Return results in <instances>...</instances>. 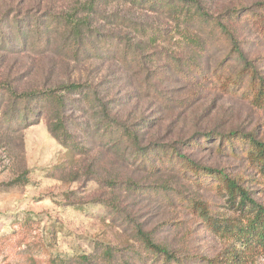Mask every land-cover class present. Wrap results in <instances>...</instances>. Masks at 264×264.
Listing matches in <instances>:
<instances>
[{"label":"rangeland","instance_id":"1","mask_svg":"<svg viewBox=\"0 0 264 264\" xmlns=\"http://www.w3.org/2000/svg\"><path fill=\"white\" fill-rule=\"evenodd\" d=\"M198 1L211 17L236 28L244 42L240 46L264 78V36L250 24L264 18V0ZM144 8L134 0H0V32L9 43L0 44V264L67 262L102 244L127 247L123 253L136 258L134 228L112 203L186 264H206L200 258L212 260L241 248L239 242L219 238L192 208L195 201L203 202L213 221L234 223L242 219L239 199H229L220 178L191 172L170 145L187 140L184 154L225 169L264 205V175L250 142L235 137L228 147L221 145V137L213 138L216 132L239 130L264 143V106L255 101L256 90L220 28L180 25L169 14ZM229 10H237L239 19L227 22ZM53 15L90 23L83 35L87 55L76 57L72 27L61 19L46 21ZM16 16L33 24L40 18L37 31L18 36L2 23ZM139 27L150 33H140ZM156 30L163 35L153 40ZM186 35L198 37L200 45H188ZM124 39L137 52H123ZM70 83L94 87L106 102L120 99L112 112L137 125L143 144L162 145L151 152L148 167L130 162L134 152L117 149L109 137L95 133L98 109L68 113L76 130L90 127L87 134L79 131L84 151L76 154L51 135L48 115H41L49 109L45 103L29 105L30 119L10 111L14 96L9 89L19 96ZM39 113L40 119L34 117ZM197 131L215 133L210 141L191 140ZM156 162L163 168L154 170ZM242 252L247 264H264V249Z\"/></svg>","mask_w":264,"mask_h":264},{"label":"trees","instance_id":"2","mask_svg":"<svg viewBox=\"0 0 264 264\" xmlns=\"http://www.w3.org/2000/svg\"><path fill=\"white\" fill-rule=\"evenodd\" d=\"M141 1L145 4L144 9L148 11L156 10L158 12L169 14L174 21L180 25H188L191 23H199L200 25H211L220 28L221 33H224L226 39L231 44L237 61L243 63L242 69L244 70V76L250 79L249 84L256 90L255 101L264 106V78L258 73L252 61L247 57V54L240 46L243 41L238 39L236 28L227 24H222L220 18L211 17L198 0H134V2ZM23 3V2H22ZM179 5V8L176 7ZM161 5V6H160ZM173 6V7H172ZM169 7V8H168ZM172 7V8H171ZM264 9V4H262ZM18 20L15 19L12 22H2L8 25L12 31L18 36H23L25 31L28 33H34L37 31L36 26L40 22V18L36 19V24H33L31 20L23 19L19 16ZM67 26H71V47L75 49L76 57H82L89 52L88 46L83 44L84 30L90 27L89 22H73L69 17L64 16H48L46 21H59ZM224 19L227 22L239 19V12L237 10H229L224 14ZM211 20L210 22H208ZM251 29L255 31L257 35L264 36V18H253L251 20ZM89 33L90 30H88ZM138 31L142 34H148L150 31L144 30L139 27ZM153 40L158 39L163 33L159 30L153 31ZM7 38L2 32H0V44L8 45ZM188 45L199 46V38L191 35L185 36ZM102 41H106L102 40ZM105 43V42H104ZM123 52H129L130 50L137 52V48L134 44H131L128 40L124 39L120 42ZM93 49V47H90ZM78 52V53H77ZM139 54V53H138ZM242 76L238 77L237 81H241ZM10 94L14 96L11 109L12 113L19 112L20 115L30 119L34 112L29 109V105L33 103H45L49 109L42 110L41 115L47 114V122L51 135L60 142L62 146L68 148L71 154H76L84 151V148H80L78 134L81 132L87 134L89 132V125H83L82 128L75 129L72 116H68V113L72 110L74 112H81L84 115L89 113V109H98L95 114L99 119L98 124L93 129L96 134L100 133V137L105 139L107 137L112 141V146L117 149H128L135 153L129 161H137V165L148 167L153 161L150 159L151 152L156 148L162 146L158 142L144 143V137L140 129L136 124L130 125L122 120L118 114L112 112V107L120 102V99H113L104 101L100 98L98 92L92 86H87L82 83H70L66 85H59L54 88L40 91V92H25L19 96H16V92L9 89ZM18 108V109H17ZM74 108V109H72ZM37 119H40V113L34 115ZM85 120V116H83ZM77 128V127H76ZM80 131V132H79ZM213 133L208 131H197L192 138L193 141H198L197 136H202L204 140L210 141L213 137ZM215 139L221 137V145L228 146V140L235 137H240L243 140H247L253 146L255 150V157L259 165L262 175H264V143L258 141L253 134H247L239 130H233L227 134L215 133ZM190 140V141H191ZM187 141V140H186ZM186 141H178L171 146L172 155L185 166H190L193 173H204L215 178H220L224 184L225 190H227L229 199H232L233 203L238 200V205L241 207L242 219L234 223H217L209 217V210L206 204L203 202L195 201L192 208L194 212L199 211L200 216L204 217L206 222L213 225L215 234L225 240H232L239 242L241 248H231L222 257H216L212 260L206 258H200L206 264H247L244 261L245 253L242 250L252 253L255 250L264 249V205L256 202L250 197V192L241 186L240 182L235 178H232L225 169L211 168L205 166L197 161L192 160L191 157L184 154L182 144ZM140 157V158H139ZM139 158V159H138ZM137 159V160H135ZM157 163V162H156ZM136 165V163H133ZM162 169L163 166L159 163L154 166V170ZM114 212H117L125 223L132 225L136 234L137 248L133 251L136 256H127L123 252L129 251V248L117 249L108 244H102L98 246L94 252L89 254L74 255L71 260L65 262H59L57 259L50 260L51 264H131V261L138 262L140 264H147V260L152 261L153 264H186V260L179 257L176 252L169 250L168 248L154 242V234L152 231L145 230L142 223H137L133 219H129L127 214L119 209L115 203L110 206ZM127 217V218H125ZM140 252V253H139Z\"/></svg>","mask_w":264,"mask_h":264}]
</instances>
